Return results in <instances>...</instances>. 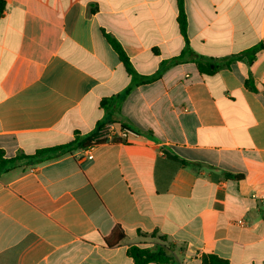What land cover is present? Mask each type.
I'll return each mask as SVG.
<instances>
[{
    "label": "crops",
    "instance_id": "obj_1",
    "mask_svg": "<svg viewBox=\"0 0 264 264\" xmlns=\"http://www.w3.org/2000/svg\"><path fill=\"white\" fill-rule=\"evenodd\" d=\"M3 1V158L101 122L140 135L1 174L0 264H133L132 246L169 264H264V0H183L186 38L177 0ZM103 34L159 78L134 85ZM200 57L236 60L206 76Z\"/></svg>",
    "mask_w": 264,
    "mask_h": 264
},
{
    "label": "trees",
    "instance_id": "obj_2",
    "mask_svg": "<svg viewBox=\"0 0 264 264\" xmlns=\"http://www.w3.org/2000/svg\"><path fill=\"white\" fill-rule=\"evenodd\" d=\"M177 8H178L177 21H178L179 31L181 35L186 38L187 23L183 8V0H177ZM4 9H5V3L3 0H0V16L2 15ZM103 35L107 43L111 46L113 51L118 56V59L122 63L126 72L129 75L133 76L135 82L134 85H137L139 83L154 81L159 78L160 71L154 74L153 76H151L150 78H144L138 76L137 74L132 73L128 58L126 57L120 44L111 36L106 34ZM235 60L236 57H228L221 60L200 57L197 63V69L200 74L209 76L217 73L222 68L225 67L228 68ZM245 86L251 91L255 90L250 79H247L245 81ZM103 104L101 105L103 106ZM107 124H112V123H107ZM107 124L103 122L97 124L95 132H93L91 135L87 136L86 138L81 139L79 138V136H76L74 141L69 144L52 149L41 150L37 152L34 156H24L23 154H17L13 158L5 159L3 158V154L0 151V175L16 167L30 166V165H34L35 163L49 160L51 159L53 154L62 155L74 148L85 149L87 147H95L104 144L106 140L100 134L102 131L105 130ZM113 124L116 126L118 130H126L137 136L140 135L138 132L134 131L133 129H130L124 124H120V123H113ZM116 142L120 143L121 140L119 138H113L111 140V143H116ZM233 178L239 179L240 177H233ZM150 236L155 237V234H151ZM124 237L125 235L122 229L117 226L113 229L112 233L104 239V242L107 246L113 247L117 245L120 241H122ZM159 239L160 241H164L163 238H159ZM127 255L132 259L133 264H152V263L169 264L173 262L172 258L168 256L165 250L160 246H155L153 248L132 246L127 250ZM202 261L203 264H228L226 260L219 259L216 256H212V255L203 257Z\"/></svg>",
    "mask_w": 264,
    "mask_h": 264
},
{
    "label": "built area",
    "instance_id": "obj_3",
    "mask_svg": "<svg viewBox=\"0 0 264 264\" xmlns=\"http://www.w3.org/2000/svg\"><path fill=\"white\" fill-rule=\"evenodd\" d=\"M106 132H103L104 134H102L101 136L103 138H106L109 135H113L114 133H116L115 135L119 136L120 139H126L127 136L129 134H131L130 132L126 131V130H117L114 127H109L108 129L105 130ZM114 132V133H113ZM114 136V135H113ZM93 147H87L85 149H83L82 151L84 152V154L86 155V157L88 159H91V150ZM239 224H243V222H238Z\"/></svg>",
    "mask_w": 264,
    "mask_h": 264
}]
</instances>
